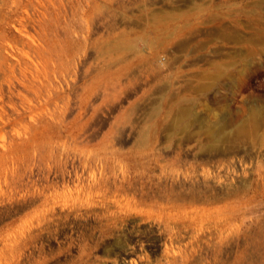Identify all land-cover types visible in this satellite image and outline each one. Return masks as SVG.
I'll return each mask as SVG.
<instances>
[{"label":"rangeland","instance_id":"rangeland-1","mask_svg":"<svg viewBox=\"0 0 264 264\" xmlns=\"http://www.w3.org/2000/svg\"><path fill=\"white\" fill-rule=\"evenodd\" d=\"M42 4L38 28L11 0L0 13V62L40 79L36 95L0 88V264H121L80 252L98 234L82 205L96 184L154 215L210 211L192 264H264V0ZM131 221L134 264H167L148 241L158 221Z\"/></svg>","mask_w":264,"mask_h":264},{"label":"bare ground","instance_id":"bare-ground-1","mask_svg":"<svg viewBox=\"0 0 264 264\" xmlns=\"http://www.w3.org/2000/svg\"><path fill=\"white\" fill-rule=\"evenodd\" d=\"M43 2L44 0H24V1L11 0L12 7L14 8L12 11L16 12L17 9L19 10L22 9V15L18 17L19 23L20 24L23 23V25H25L26 23L31 24L32 26L34 25L35 27L38 28V25L40 26V23H38L37 19H35L37 17L36 10L37 7L40 6ZM6 3L7 0H0V13L2 12ZM95 7L97 8V5H95ZM34 49L35 50L31 54L32 58L34 57L33 59H35V61L40 64V62L37 60L38 58H36L38 57L37 56L38 49L37 48ZM0 52H1V47H0ZM19 62L21 63L20 59ZM19 62H18V68H14L13 67L14 64L13 66L9 65L6 67L4 64L0 62V78L2 80L0 81V88L2 87L3 83L10 86L11 80L15 79V81L19 84V86L23 88L22 90H27V91L29 90L32 92L35 91L33 92V95H36L38 91H36L33 88V84L37 82L34 81L37 76L35 73L32 72L34 68L31 69L30 72L29 70L26 69L28 67L27 65L25 66L22 63L26 67L25 68L24 66H21L22 64L20 65ZM36 65L40 66L38 64ZM35 69L39 71V68L36 67ZM27 73L30 75V78H28L29 76L27 77ZM37 78L39 79V77ZM35 84L38 86L37 83ZM12 89L15 90V88L13 87ZM19 90L21 91V88ZM25 93L23 92V94ZM30 97L32 98V95H30ZM247 131L248 129L246 128V126H239L234 131V134L236 137H240L246 135ZM86 193L87 194L83 199L82 205L88 213H91L99 221H98V225L96 226L98 232L97 236L94 239L87 237L86 240L87 242L89 241V243L85 241L83 245L81 244L82 247L80 252L82 257L86 259L85 263H88L90 261V258L93 257L94 255L93 252L96 253V251L98 250L101 251V253L105 256L115 255L120 257V259H122L121 264H125V263L134 264L133 255L135 254L134 247L136 246L133 247V245H131L130 243L137 241V238H139V234L133 235L129 238L128 237L129 235L128 233H126V230L129 227L130 228L134 227V222H132L131 219L140 214L144 217L145 220L158 221L157 223V226H159V230H157L158 235L154 234L153 230L151 229L150 232L152 234L148 238V241L152 242V245L154 243L157 244V242L160 241L163 242L164 259L167 261L166 262L167 264H175L177 262V259L180 260V264H192L193 261L194 262L200 261V259L202 258L201 255L203 250H207V251L210 250V237L213 228V217H212V213L208 210L182 214V212H179V210H177L175 203L171 202L168 204L167 208L161 209V211H158L154 215V213L150 210H143V211L138 210L137 207L134 204H132L126 196H122L121 194H119L118 188L111 189L109 186L103 184H96L93 186L86 187ZM185 219H187V222ZM112 224L115 225V229L112 228ZM117 225L124 227L125 231H118ZM141 226L144 225H140V227ZM191 227H193L194 229L193 231H190ZM204 231L206 232L205 234L204 233L200 235L198 234V232H204ZM222 253L224 254V251ZM225 260L227 261V259ZM136 262L138 261L136 260ZM149 263L151 264V262ZM112 264H119V263L117 261H112Z\"/></svg>","mask_w":264,"mask_h":264}]
</instances>
